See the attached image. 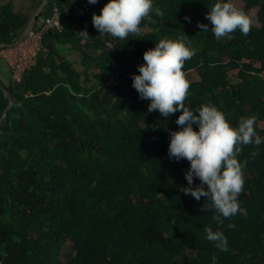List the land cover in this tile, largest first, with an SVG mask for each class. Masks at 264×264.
<instances>
[{
    "label": "trees",
    "instance_id": "trees-1",
    "mask_svg": "<svg viewBox=\"0 0 264 264\" xmlns=\"http://www.w3.org/2000/svg\"><path fill=\"white\" fill-rule=\"evenodd\" d=\"M240 1L250 14L257 8L258 23L218 41L198 26L210 25L217 0H154L128 40L93 26L108 0H49L40 16L56 2L61 28L45 32L21 83L0 78L15 101L0 125V264H212L213 255L217 264H264V144L239 146L240 211L219 224L210 201L179 190L190 162L168 147L181 112L149 113L132 86L146 50L188 35L197 51L183 70L199 79L186 107L210 102L234 126L255 115L264 138V0ZM29 19L0 7V42L16 41ZM8 103L0 88V118ZM209 226L227 236L228 252L206 239Z\"/></svg>",
    "mask_w": 264,
    "mask_h": 264
},
{
    "label": "clouds",
    "instance_id": "clouds-1",
    "mask_svg": "<svg viewBox=\"0 0 264 264\" xmlns=\"http://www.w3.org/2000/svg\"><path fill=\"white\" fill-rule=\"evenodd\" d=\"M99 0H88L97 4ZM154 0H108L99 13H94L93 26L100 34L128 40L130 34L141 31L140 25L148 17ZM190 22V17L186 16ZM210 25L199 23L201 31L211 26L216 40L229 37L239 29L247 35L252 28L253 19L249 12L239 8L235 0H217L206 14ZM88 39L86 29L78 32ZM196 47L188 35H179L175 39H161L155 47L144 53V63L138 65V72L132 76V86L140 99L148 100V112L159 111L161 116L170 117L176 112L180 126L170 132L168 155L176 161L186 159L190 167L185 173L186 186H178L185 195H191L199 201L202 197L211 202L217 213L214 219L223 224L224 219L240 211L239 196L244 189V169L247 160L238 159L240 145L264 144L256 131L257 116L241 118L233 125L226 114L212 103H205L196 110L186 107L190 83L186 79L183 66L196 54ZM197 126V127H194ZM253 157L258 155L252 153ZM196 179L200 183L194 185ZM207 185V187H205ZM205 210H209L205 205ZM206 239L214 242L215 247L229 251V241L220 228L215 231L211 226L205 228ZM212 264H217L213 255Z\"/></svg>",
    "mask_w": 264,
    "mask_h": 264
},
{
    "label": "built area",
    "instance_id": "built-area-1",
    "mask_svg": "<svg viewBox=\"0 0 264 264\" xmlns=\"http://www.w3.org/2000/svg\"><path fill=\"white\" fill-rule=\"evenodd\" d=\"M54 14L50 17H39L28 38L11 52L12 48L2 47L0 58L4 59L11 69V80L21 83L25 73L34 64L38 51L42 45L44 34L49 29L61 28L59 23L61 11L58 4L54 3Z\"/></svg>",
    "mask_w": 264,
    "mask_h": 264
},
{
    "label": "water",
    "instance_id": "water-1",
    "mask_svg": "<svg viewBox=\"0 0 264 264\" xmlns=\"http://www.w3.org/2000/svg\"><path fill=\"white\" fill-rule=\"evenodd\" d=\"M48 4H49V0H43L39 8L30 16L28 23L21 30V33L18 39L12 43H1L0 42V47H13L15 45H18L20 42L24 41L28 37L30 31L33 30V28L35 27L39 16L44 12ZM0 88L3 90L5 97L9 101L7 108L5 109L2 117L0 118V125H1V122L6 118L8 111L12 108L15 101H14V98L8 86L5 85L1 80H0Z\"/></svg>",
    "mask_w": 264,
    "mask_h": 264
},
{
    "label": "crops",
    "instance_id": "crops-1",
    "mask_svg": "<svg viewBox=\"0 0 264 264\" xmlns=\"http://www.w3.org/2000/svg\"><path fill=\"white\" fill-rule=\"evenodd\" d=\"M43 0H0V7L9 6L13 12L31 16ZM11 69L5 60L0 59V78L3 82H10Z\"/></svg>",
    "mask_w": 264,
    "mask_h": 264
},
{
    "label": "rangeland",
    "instance_id": "rangeland-1",
    "mask_svg": "<svg viewBox=\"0 0 264 264\" xmlns=\"http://www.w3.org/2000/svg\"><path fill=\"white\" fill-rule=\"evenodd\" d=\"M235 2H236V4H237L238 6H242V5H243L242 2H241L240 0H235ZM256 12H257V8L254 9V10H252V12H251V17H252L254 23H258V22L256 21V19H255ZM27 38H28V37H27ZM27 38H26V39H27ZM26 39H25V40H26ZM25 40H24V41H25ZM24 41H22V42H24ZM22 42H20L19 44H21ZM19 44H18V45H19ZM18 45H15V46H13V47H8V48H12L11 52H14V51H15V48L18 47ZM71 57H72V59H74V61L77 62L76 65L80 67L79 54L76 53V52H73V53H71ZM6 63H7V62H6ZM231 74H232V75H231L232 78H235L236 75H237V70L231 72ZM186 79H188L189 82H190V81H194V80H198V79H199V74L197 73L196 70H191V71H189L188 73H186ZM261 126L264 127V122L261 123ZM66 251H68V249H66ZM66 251H65V252H66ZM65 254H66V253H65Z\"/></svg>",
    "mask_w": 264,
    "mask_h": 264
}]
</instances>
